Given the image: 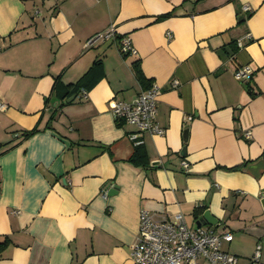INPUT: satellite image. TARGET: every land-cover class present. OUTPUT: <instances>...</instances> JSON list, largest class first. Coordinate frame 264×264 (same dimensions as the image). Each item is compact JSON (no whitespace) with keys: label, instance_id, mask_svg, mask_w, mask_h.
<instances>
[{"label":"crops","instance_id":"0c3cea01","mask_svg":"<svg viewBox=\"0 0 264 264\" xmlns=\"http://www.w3.org/2000/svg\"><path fill=\"white\" fill-rule=\"evenodd\" d=\"M0 45V264H135L145 210L190 227L209 211L219 223L204 227L234 237L224 250L247 263L261 244L264 264V0H0ZM138 61L166 130L140 139L147 167L110 107L147 90ZM246 65L249 84L235 78ZM93 67L95 86L52 120L56 81Z\"/></svg>","mask_w":264,"mask_h":264},{"label":"built area","instance_id":"2783aa9c","mask_svg":"<svg viewBox=\"0 0 264 264\" xmlns=\"http://www.w3.org/2000/svg\"><path fill=\"white\" fill-rule=\"evenodd\" d=\"M246 11H251L246 9ZM169 38L172 34L169 33ZM115 28L95 36L89 47L100 41L117 39ZM245 38H251L247 35ZM245 38L238 40L239 47L244 46ZM118 46L123 56L138 55V50L128 37L118 39ZM0 45V51L2 50ZM255 70L251 65L241 66L235 72V78L243 83L253 82ZM180 84L174 81L173 87ZM162 91L159 86L153 85L144 91L135 101L126 102L113 99L110 107L116 119L120 122L136 127L137 132L130 135L136 145L143 144L140 140L144 133L164 135L166 130L159 124L158 104ZM7 105L0 101V111ZM251 138V134H247ZM185 169L189 163L183 161ZM233 235L219 234L216 231L203 227H190L183 214L170 218L150 211L141 213L140 234L138 241L133 245L131 257L135 264H256L262 257V245L258 244L254 256L247 263L230 252L224 250V242H232Z\"/></svg>","mask_w":264,"mask_h":264},{"label":"trees","instance_id":"16d2710c","mask_svg":"<svg viewBox=\"0 0 264 264\" xmlns=\"http://www.w3.org/2000/svg\"><path fill=\"white\" fill-rule=\"evenodd\" d=\"M250 11H247L249 13ZM246 19H240L239 24H243ZM128 57V56H125ZM101 63H98L97 66H100ZM134 70L136 73V76L138 80L143 84L144 86L149 89L151 86H148L147 79L141 69L140 62H136L134 64ZM98 78L96 77V67L91 68V70L83 76L78 82L71 83V84H65L60 80L56 81L55 87H54V93L62 100V105L60 108L56 110L54 113V116L52 117V120H54L60 113V110L64 108L66 104H68V99H70L74 95H80L82 92L86 93L88 90H90L92 87L95 86L97 83ZM250 92H252V89L248 86L247 87ZM41 131L40 126H37L35 129L26 131L23 133L24 139H28L32 137L33 135H36ZM2 145H0L1 149ZM129 162L134 164L137 167H147L150 163L149 156L147 149L144 144L136 145L135 151L131 158L129 159ZM205 209L200 208L196 210V216L197 220L200 219V215L204 213ZM9 246V240H6L4 242H0V254H2L6 248Z\"/></svg>","mask_w":264,"mask_h":264},{"label":"water","instance_id":"95a60500","mask_svg":"<svg viewBox=\"0 0 264 264\" xmlns=\"http://www.w3.org/2000/svg\"><path fill=\"white\" fill-rule=\"evenodd\" d=\"M76 99V96H73L71 97L69 100H68V103H71L73 102L74 100ZM183 153L185 154V151H183ZM211 224V225H216L219 223V221L211 214V212L207 211L205 213V215L203 216L202 219H200L198 222H197V226L198 227H203L207 224Z\"/></svg>","mask_w":264,"mask_h":264},{"label":"rangeland","instance_id":"374dc122","mask_svg":"<svg viewBox=\"0 0 264 264\" xmlns=\"http://www.w3.org/2000/svg\"><path fill=\"white\" fill-rule=\"evenodd\" d=\"M191 227H195V225L194 224H191Z\"/></svg>","mask_w":264,"mask_h":264}]
</instances>
